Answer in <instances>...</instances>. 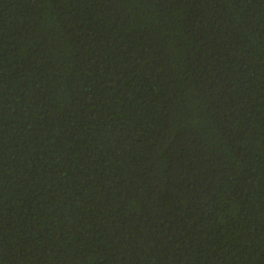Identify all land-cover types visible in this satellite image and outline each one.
Segmentation results:
<instances>
[{
	"label": "trees",
	"instance_id": "obj_1",
	"mask_svg": "<svg viewBox=\"0 0 264 264\" xmlns=\"http://www.w3.org/2000/svg\"><path fill=\"white\" fill-rule=\"evenodd\" d=\"M0 264H264V0H0Z\"/></svg>",
	"mask_w": 264,
	"mask_h": 264
}]
</instances>
